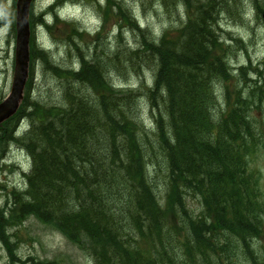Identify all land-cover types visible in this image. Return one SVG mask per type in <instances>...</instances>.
Returning a JSON list of instances; mask_svg holds the SVG:
<instances>
[{
  "label": "trees",
  "instance_id": "obj_1",
  "mask_svg": "<svg viewBox=\"0 0 264 264\" xmlns=\"http://www.w3.org/2000/svg\"><path fill=\"white\" fill-rule=\"evenodd\" d=\"M181 1L183 22L157 40L114 4L141 40L112 59L106 49L83 55L75 48L79 68L62 69L30 48V62L39 60L69 95L58 105L27 95L4 122L7 132L0 130L1 143L13 142L31 161L25 201H16L8 219L0 211V239L3 221L32 216L93 264H264V170L251 166L264 151V69L254 68L248 81L239 72L219 99L218 84L234 76L214 25L233 1ZM35 20L49 28L42 15ZM135 62L152 72L143 92L109 83L108 69L139 73ZM20 120L27 128L16 136ZM72 182L78 191L66 185ZM52 187L65 193L45 202Z\"/></svg>",
  "mask_w": 264,
  "mask_h": 264
},
{
  "label": "rangeland",
  "instance_id": "obj_2",
  "mask_svg": "<svg viewBox=\"0 0 264 264\" xmlns=\"http://www.w3.org/2000/svg\"><path fill=\"white\" fill-rule=\"evenodd\" d=\"M15 1L0 0V102L7 97L12 81L15 50V30L12 27ZM57 1H61L62 5L57 10L60 20L55 22L48 9ZM198 1L199 7L204 4V0ZM232 1L233 5L228 8L229 12L219 14L214 25L219 41L226 48L228 66L234 76L231 81L227 79L225 84H218L219 99H222L225 87L233 89L235 77L239 72L241 78L248 81L254 78V68L264 69V0ZM116 3L123 12L133 18L140 29H147L155 40L163 31L178 28L185 18V8L181 0H34L31 5L32 15L30 12V48L45 51L49 60L62 69L79 68V55L75 48L83 55H91L94 49L96 53L106 49L105 53H109L111 59L116 50L137 49L141 37L138 31L131 30L123 17L117 14L118 9L114 6ZM192 10L193 7L190 12ZM40 15H43V20L49 28L35 20ZM75 29L82 33L80 37L72 34ZM96 32H99V38L95 35ZM118 60L124 62V65L129 64L121 55ZM135 64L142 66L139 73L127 69L117 73L108 69L109 83L119 89L140 87L143 92L141 84L151 83L152 72L139 62ZM29 79L31 85L28 91L25 89V97L28 95L30 101L42 105L61 103L60 80L46 71L37 59L29 64ZM140 104L144 123L150 126L149 113L143 97ZM263 111L264 101L260 107L261 116ZM21 125L26 128V122ZM4 129L7 132L4 126L0 130ZM2 140L3 138L0 139V143ZM256 157L258 159L256 158L251 166H258L264 170L263 149ZM18 167L23 172H28L29 158L22 148L5 140L0 144V210H3L6 219L9 218L11 209L15 208V200L18 194H21L19 190L23 189L20 187L25 184V178L21 171H18ZM157 180L161 181V175ZM261 188L264 192V175ZM190 206V209L196 212L197 203L191 202ZM2 223L7 225L5 233L10 236L9 241L15 243L14 253L19 262L14 264H93L86 253L56 230L32 216L22 222L6 220ZM0 264H13L1 242Z\"/></svg>",
  "mask_w": 264,
  "mask_h": 264
},
{
  "label": "water",
  "instance_id": "obj_3",
  "mask_svg": "<svg viewBox=\"0 0 264 264\" xmlns=\"http://www.w3.org/2000/svg\"><path fill=\"white\" fill-rule=\"evenodd\" d=\"M32 0L16 1L14 68L8 96L0 103V124L11 117L23 99V90L28 78L29 22L28 14Z\"/></svg>",
  "mask_w": 264,
  "mask_h": 264
},
{
  "label": "bare ground",
  "instance_id": "obj_4",
  "mask_svg": "<svg viewBox=\"0 0 264 264\" xmlns=\"http://www.w3.org/2000/svg\"><path fill=\"white\" fill-rule=\"evenodd\" d=\"M80 86H84V88L85 89H89L87 86H91V84L90 83H84V84H80ZM68 95H69V93L68 92H66V93H64V92H62V89H61V92H60V96H61V98H65V99H67L68 98ZM29 163H30V166H31V161H30V158H29ZM18 169V171L20 170L21 171V174L23 175V177L25 176H27L28 174H29V171L28 172H23L21 169H20V167H18L17 168ZM19 171V172H20ZM24 177V178H25ZM27 180V179H26ZM26 180H25V187L23 188V189H21V190H19V191H21V194H18V197H17V201H20V202H24L25 201V198H24V195H25V193L27 192V190H28V184H27V182H26ZM72 184V185H71ZM66 185H68V187H72V189H74L75 191H78L77 189H78V187L72 182V183H68V184H66ZM20 188H22V187H20ZM62 193H65V190L63 189V188H58V189H55V187H52V188H50L49 189V193H48V197L46 198V200H45V202H47L48 201V203H51V202H53L56 198H58ZM44 202V203H45ZM37 203H39V202H37ZM25 208L26 209H28V206L25 204ZM8 221V220H7ZM4 236H5V241H3L2 239H0V242L5 246V248H6V251H7V254L10 256V255H12V256H16L15 255V253H14V245H15V243L13 242V243H11L10 241H9V239H10V236L9 235H7L6 233H5V230H4ZM10 243V244H9Z\"/></svg>",
  "mask_w": 264,
  "mask_h": 264
}]
</instances>
